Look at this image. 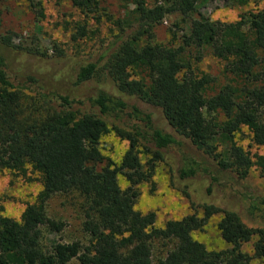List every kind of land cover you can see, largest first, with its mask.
Masks as SVG:
<instances>
[{"label":"trees","instance_id":"1","mask_svg":"<svg viewBox=\"0 0 264 264\" xmlns=\"http://www.w3.org/2000/svg\"><path fill=\"white\" fill-rule=\"evenodd\" d=\"M5 1L0 0V28ZM26 1L44 17L42 0ZM105 1L69 0L82 15L68 26L72 42L95 35L103 22L112 31L96 61L76 72L74 87L92 82L99 86L84 101L79 95L42 91L39 80L28 76L22 83L39 89L33 98L39 115L21 119L24 85L11 76L0 50V170L26 176L30 166L41 186L18 220L3 215L0 206V264H70L73 259L79 264H264V228L246 227L234 210L192 200L193 162H184L176 172L190 214L157 227L154 212L134 209L138 185L151 180L155 163L163 161V151L178 145V139L213 159L221 170L245 178L255 167L264 177V154L251 156L235 141L245 126L251 143L264 147V6L223 22L200 11L206 0H119L126 8L116 17ZM221 1L243 8L264 0ZM171 14L187 25L179 44L154 42L155 26ZM11 46V36L0 34V49ZM206 54L222 62L224 81L215 87V77L194 68ZM143 108L157 109L161 123ZM105 117L131 121L129 130L112 124L128 142L117 166L99 147L110 131ZM141 153L149 157L144 164ZM119 174L127 182L125 189L118 183ZM71 193L81 199L87 243L53 240L43 247L44 229L58 233L65 227L48 216V202ZM218 214L217 230L225 248L210 251L191 233ZM252 238L249 255L242 245Z\"/></svg>","mask_w":264,"mask_h":264},{"label":"rangeland","instance_id":"2","mask_svg":"<svg viewBox=\"0 0 264 264\" xmlns=\"http://www.w3.org/2000/svg\"><path fill=\"white\" fill-rule=\"evenodd\" d=\"M154 1L148 0V3ZM157 2L162 3V0ZM42 3L44 17L37 16L26 0H6L1 6L0 34H9L12 46L0 50L6 58L11 76L16 82L24 85L20 101L23 120L33 119L39 115L33 104L35 92L39 89L22 83L28 76L37 78L38 85H42L41 90L45 92L79 95L82 100L94 96L99 86L92 82L74 87L75 75L80 66L96 61L103 46L112 38L111 25L103 22L95 35H90L88 39L79 43L72 42L68 26L82 17L79 11L70 5L69 0L60 2L42 0ZM105 6L114 17L124 15L126 8L119 0H106ZM260 6H264V1L248 4L243 8H234L221 0H206L202 3L200 11L211 20L234 22L240 13ZM186 30L187 25L180 21L178 14L167 15L155 26L153 41L165 45L173 43L176 46L179 44L181 33ZM194 68L199 74L205 73L215 77L214 87L224 81L222 62L209 54L204 55ZM85 106L81 107L86 109ZM143 109L154 116L156 124L161 123L162 116L157 109ZM105 118L110 124V131L102 136L99 147L103 156L117 166L128 147V142L118 135L112 124L120 130H129L131 121L127 118L123 120ZM178 140L180 141L178 145L163 151L164 159L155 163L151 180L138 185L140 194L134 209L142 213L154 212L157 227H162L167 220H178L190 214L192 210L189 199L183 194L181 190L183 184L176 174L187 161L193 162L196 169L195 183L190 188L192 200L196 204L206 201L222 209L234 210L246 227L264 228V177L259 175L258 170L253 167L245 178H240L236 172L221 170L213 159L189 142ZM235 141L251 156L264 154V147L251 143V133L245 126L235 135ZM139 157L143 164L149 159L142 153ZM174 172L176 175L173 179ZM118 183L122 189L127 187L126 180L120 174ZM40 187L39 176L30 166H27L26 176L9 169L0 170V206L3 215L18 220L25 203L34 200ZM47 214L52 219L64 222L65 227L58 233H49L44 229L41 240L43 247H48L53 240L62 242L77 240L82 244L87 243L88 236L81 230L83 211L81 199L77 194L53 196L48 202ZM220 217V214L212 216L201 229L191 233L195 240L203 243L210 251L225 248L217 230ZM254 240L255 238H252L242 245V250L249 255L252 254L251 244ZM258 263L255 260L252 262ZM70 264L79 262L73 259Z\"/></svg>","mask_w":264,"mask_h":264}]
</instances>
